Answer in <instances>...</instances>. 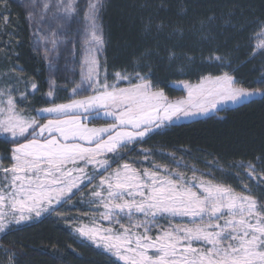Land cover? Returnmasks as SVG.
<instances>
[{
    "label": "snow or ice",
    "instance_id": "obj_1",
    "mask_svg": "<svg viewBox=\"0 0 264 264\" xmlns=\"http://www.w3.org/2000/svg\"><path fill=\"white\" fill-rule=\"evenodd\" d=\"M31 3L34 6L36 0ZM105 5L106 0L87 2L84 67L80 81L72 82L67 102L53 98L56 82L52 80L46 94L53 98L47 101L49 106L32 109L36 115L25 114L13 87L0 88V134H7L14 144L10 165L0 158V233L45 212L60 215L56 206L81 194L82 184H90L88 202L103 210L91 214L90 226L75 231L102 246L117 264H264V201L252 194L247 183L241 181L244 190L240 191L213 173L198 174L195 165L189 176L154 160L145 167L125 155L133 151L131 145L174 119L207 114L222 103L264 97V91L242 86L224 70L228 65L221 56L210 57L219 62L221 74L201 75L196 83L180 81L187 90L182 99H169L153 85L150 74L140 71L116 72L109 83L98 58L105 45L101 23ZM34 11L33 7L27 16L30 21ZM77 14V0H44L38 15L40 21L50 18L58 29H69V18ZM8 15L5 10L0 20L7 22ZM62 38L67 34L58 35L56 30L41 37L52 50ZM256 48L264 49V22ZM48 54L46 49V58ZM120 81H128V86H119ZM31 89L35 92L37 84L31 83ZM19 95L27 102L26 92ZM101 114L111 118L104 126L83 122ZM143 159H150L147 150ZM238 167L247 170L245 180L264 185V168L251 162ZM14 255L8 264H14Z\"/></svg>",
    "mask_w": 264,
    "mask_h": 264
},
{
    "label": "trees",
    "instance_id": "obj_2",
    "mask_svg": "<svg viewBox=\"0 0 264 264\" xmlns=\"http://www.w3.org/2000/svg\"><path fill=\"white\" fill-rule=\"evenodd\" d=\"M25 7L21 0L0 4V14L10 13L7 22L0 20V86L16 88L17 103L35 115L32 109L49 106V84L46 61L35 47ZM261 22L264 0H106L101 20L103 66L111 77L125 69L148 73L153 85L179 95L181 91L173 84L182 80L196 83L201 75L221 74L219 62L210 59L221 56L228 65L224 70L242 86L264 91V51L256 48ZM23 92L27 102L19 95ZM68 99V91L57 92L56 102ZM105 123L99 120L95 125ZM13 147L9 138L0 136V157L6 166L11 163ZM139 149L147 150L160 164L169 163L172 156L188 168L195 165L240 191L244 190L243 180L264 201V185L257 186L252 178L245 180L247 170L238 167L241 162H251L257 169L264 168V97L205 119L165 126L128 156H142ZM58 209L60 215L53 213L0 235V264H8L12 253L14 264H117L113 257L74 235L64 217L70 212L66 204Z\"/></svg>",
    "mask_w": 264,
    "mask_h": 264
},
{
    "label": "rangeland",
    "instance_id": "obj_3",
    "mask_svg": "<svg viewBox=\"0 0 264 264\" xmlns=\"http://www.w3.org/2000/svg\"><path fill=\"white\" fill-rule=\"evenodd\" d=\"M23 1H24L25 5H27L25 7L27 14H29V12L33 11V7L35 9L34 19L31 21L33 31H34L33 37H34V40L36 42L35 47H36L37 51L42 55L43 59H45V61H46L47 81L49 84L48 91H49L50 86H53V85H51V81L55 80L56 84L53 86L56 89L54 97H53L54 99H57V92H59V91H68V97L72 96L71 89H72V87H74V84L72 82L73 81H75V82L80 81L81 71L84 67V59L86 56V51H85L86 46L83 43L82 30L84 28L83 13H84V11H86V6H87L88 0H77L78 14L75 15L73 18H69V21H68L69 29H58L56 23L54 21H52L50 18H46L43 21L39 20L38 14L41 11V7H42L44 0H36V3L34 6L32 5L31 0H23ZM49 16H50V14H49ZM101 20H102V13H101ZM37 29H40V30L38 31ZM51 30H56L58 32V35H62L65 33L67 34V38L66 39L62 38V41L58 43L56 50H52L51 44H45L44 40L41 39L42 36L46 35ZM257 41H258V38H257ZM46 49L49 52L47 58L45 57V50ZM261 51H264V49H261ZM103 52H104V48L101 52L98 53V58L100 60V64H101L102 68H104L103 61H102ZM107 76L109 78V83L113 82L114 75L111 77L110 74H108V72H107ZM15 86H17V84H15ZM119 86L127 87L128 81H120ZM4 87L5 86H0V88H4ZM18 87L19 86H17V89H19ZM172 87L176 91H181V93L178 95V94H172L173 92L172 93H166L164 91L165 95L168 96L169 99L176 100V99H182V98L186 97L187 90L185 88H183V86L180 83L173 84ZM15 89L16 88L13 87V91ZM89 94H91V93L89 92ZM261 97L262 96L257 95V96L250 98L248 101H246L244 103H240V104H233L230 102L229 103H222V104L218 105V107L215 110L210 111L207 114H200V115L190 116V117H182L178 120L174 119V121L172 123L166 124L165 126H168L171 124H184V123H189V122H192L195 120L205 119V118H208L211 116H215L221 110L235 108V107H238L242 104L248 103L252 100H255V99H258ZM47 98H48V100L53 99V98H49V97H47ZM21 99H22V97H21ZM25 114H29V113L27 111H25ZM35 115H36V113H35ZM99 119L100 120L101 119L110 120L111 118L105 117L101 114L98 117L95 115L88 117L87 119H85V121H90L91 122L90 125L97 126V125H95V123L97 121H99ZM41 122H44V121H41ZM165 126H162L161 128H156L151 133H154L158 130H161ZM151 133H149V135ZM0 136L10 139V137L7 134H0ZM135 145L136 144L131 145L130 147L133 149L135 147ZM138 151L140 153H142V156H139L137 158H133L134 156L133 157L130 156V158L135 159L137 161V163L147 167L150 165L151 161L154 160L155 162H157L155 159L152 158V156L149 152H148L149 157L151 156L150 159L144 160L143 155H144L145 151L141 150V149H139ZM128 154L129 153H125V155H128ZM177 160H179V159H176V158L171 156L169 161H168L171 164L167 163V164H162V165H168L169 167H172V168H180L181 170L186 171L189 176H191V171L189 170L190 168L183 165L182 162L180 164H177L176 163ZM157 163H159V162H157ZM7 166H9V165H7ZM90 170L91 169H89V171ZM201 172L202 171L199 170L198 174ZM202 173H205V172H202ZM0 175H3V174L0 173ZM97 183H98V181H97ZM83 186H84V184H82L80 187L82 188ZM83 189H84V191L81 194L76 195L75 197H72L70 202L62 203L61 205H57L56 207L60 208L64 204L67 205V208L70 210V212H69L68 216H64V217H65V219H67V221H66L67 226L72 230L74 235H76L80 240L87 242V243L93 245L94 247L102 250L103 252L107 253L108 255H110L107 251H105L103 249L102 246L97 247L96 244H94L91 241L86 240L84 237H81L79 235V233H77L75 231V229L77 227L90 226L89 220L91 219V214L95 213L97 211L103 210V209L97 210L94 206H91L88 202L91 199L90 192L93 190L92 185L89 184V185H87V187H85ZM76 191H77L76 189L73 190V192H76ZM85 213H88V214L85 215ZM46 215L50 216V215H53V213L45 212V213H42V215L40 217H34L32 220L22 221L20 224L9 225V228L6 229L5 233L10 231L13 228H21L24 226L32 225L35 222H38V220L40 218L45 217ZM96 219L99 223H102L105 227L108 226L107 221H100L99 217H97ZM2 234H4V233H0V235H2Z\"/></svg>",
    "mask_w": 264,
    "mask_h": 264
},
{
    "label": "crops",
    "instance_id": "obj_4",
    "mask_svg": "<svg viewBox=\"0 0 264 264\" xmlns=\"http://www.w3.org/2000/svg\"><path fill=\"white\" fill-rule=\"evenodd\" d=\"M97 120H98V119H97ZM99 120H100V119H99ZM101 121H105V122L107 121V122H108V121H110V120H108V119H101ZM83 122H84V123H87L89 127H101V126H104V125L92 126V125H90V123H91L90 121H85V120H84ZM151 134H152V133H151ZM151 134H150V135H151ZM150 135H148L146 138H148ZM146 138H144V140H145ZM144 140H143V141H144ZM143 141H142V142H143ZM140 143H141V142H140ZM133 145H134V144H133ZM136 145H138V144H136ZM136 145H135V146H136ZM109 155H111V154H109ZM89 169H91V166H89ZM82 188H85V185H84ZM76 192H77V191H76ZM74 193H75V192H74ZM75 196H76V195H74L73 197H75ZM47 216H48V215H46L45 217H47ZM45 217L40 218L38 221L44 219Z\"/></svg>",
    "mask_w": 264,
    "mask_h": 264
}]
</instances>
